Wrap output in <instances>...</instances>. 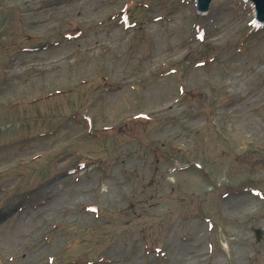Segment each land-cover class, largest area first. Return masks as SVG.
Returning <instances> with one entry per match:
<instances>
[{"label": "rangeland", "instance_id": "rangeland-1", "mask_svg": "<svg viewBox=\"0 0 264 264\" xmlns=\"http://www.w3.org/2000/svg\"><path fill=\"white\" fill-rule=\"evenodd\" d=\"M195 2L0 0V264H264V25Z\"/></svg>", "mask_w": 264, "mask_h": 264}, {"label": "bare ground", "instance_id": "bare-ground-1", "mask_svg": "<svg viewBox=\"0 0 264 264\" xmlns=\"http://www.w3.org/2000/svg\"><path fill=\"white\" fill-rule=\"evenodd\" d=\"M202 13H205V12H202ZM96 20H97V18H90L87 21L92 22V21H96ZM159 48H160L159 47V43L156 42V45L153 48V50H159ZM93 49H94V46L88 44V48L85 49L84 51H87L88 52V58H89V60H87V62H85V63H80V62L79 63H76V62H74L67 69L64 66V60L67 58V56L65 55V56H62L61 57V54L60 53H57V55L60 56V61L58 63V67H59L58 77L67 80V77L68 76H73L74 78H78V77H81V76H90L92 74V71H93V68H94V63H93L91 57L89 56V54L93 51ZM161 55H162L161 53H158V57L157 56H154L152 58L151 62H153L155 64L157 59H162V58H160ZM55 57L56 56L54 55L53 58H55ZM163 61L166 62V60H163ZM52 79H53V77H52ZM65 84H67V83H65ZM146 96H148V98H149L151 96V94L150 93H147ZM159 96H161V95H159ZM151 99H156V98H151ZM166 108H170V106L167 105ZM80 194L81 193H78V194H76V196H78ZM75 200L76 199L73 198V202L76 203ZM242 209H244V211H246L247 208L244 207ZM61 222H65V220H63ZM225 249L227 250V253H228L227 246H225ZM238 252L239 253H237L235 255V260L238 261V263H235V264H248L249 262L247 261V259H244L243 254L241 253V251H238ZM229 257L231 258V256H229ZM240 261H244V263H240ZM226 262H227V260H226Z\"/></svg>", "mask_w": 264, "mask_h": 264}, {"label": "water", "instance_id": "water-1", "mask_svg": "<svg viewBox=\"0 0 264 264\" xmlns=\"http://www.w3.org/2000/svg\"><path fill=\"white\" fill-rule=\"evenodd\" d=\"M211 0H197L198 3V10L200 11H205L207 12V8L210 4ZM248 2L251 1V3H253L254 5V12L256 11L255 17L256 20L259 23H264V0H246ZM255 22H250V26H254ZM254 234H255V238L256 240H259L261 237V231L259 229L254 230Z\"/></svg>", "mask_w": 264, "mask_h": 264}]
</instances>
